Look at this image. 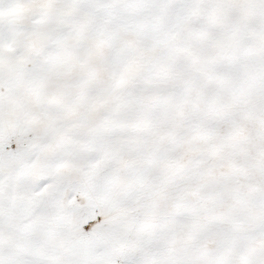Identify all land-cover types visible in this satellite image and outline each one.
<instances>
[{
	"label": "snow or ice",
	"instance_id": "obj_1",
	"mask_svg": "<svg viewBox=\"0 0 264 264\" xmlns=\"http://www.w3.org/2000/svg\"><path fill=\"white\" fill-rule=\"evenodd\" d=\"M0 264H264V0H0Z\"/></svg>",
	"mask_w": 264,
	"mask_h": 264
}]
</instances>
